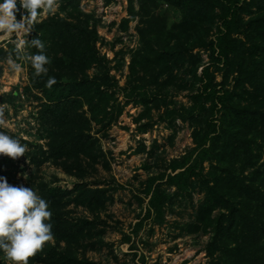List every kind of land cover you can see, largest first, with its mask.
<instances>
[{
  "label": "rangeland",
  "instance_id": "rangeland-1",
  "mask_svg": "<svg viewBox=\"0 0 264 264\" xmlns=\"http://www.w3.org/2000/svg\"><path fill=\"white\" fill-rule=\"evenodd\" d=\"M76 1L97 31V47L106 60L104 67L117 82L114 110L91 122L94 151L91 157L84 156L74 162L78 168L72 173L49 158L48 145L55 132L51 121L42 113L45 99L39 89L40 75L34 73L30 61L37 49L29 41L38 37L43 44L47 43L34 31V26L69 12L65 9L67 0H52V8L40 12L30 31L19 35L0 33V132L27 146L24 156L15 160L2 157L0 176L11 185L31 188L47 204L48 200L57 199L58 208L69 221H90L84 227L85 237L78 243L67 245L53 237L47 241L61 250H69L79 259L94 264L219 263V252L208 255L215 232L211 227L205 231L197 219L199 210L207 209V194L200 181L194 179L184 191L166 186L165 181L154 183L153 189L165 193L163 218L160 223L153 215L147 216L150 178L169 173L173 160L195 147L197 124L192 121L207 115V111L200 112L202 99L198 102L195 98L201 65L211 63L207 48L192 52L203 62L196 67L195 74L190 73L195 60L175 65L170 62L167 72L163 61L154 68L147 66L141 59L152 54L139 52L148 47L151 36L142 42L140 32L147 25L139 14V0ZM159 8L160 18L167 22L169 30L180 22L181 15L174 7L162 3ZM22 15L27 13L17 4L16 19L19 21ZM44 54L49 61L50 54ZM133 59L141 63L136 73L130 70ZM14 64H19L20 69L16 70ZM45 67L49 68L48 63ZM211 68L214 70L215 66L212 64ZM220 69L216 74L218 83L227 73V68ZM160 71L163 72L159 75ZM95 72V68L90 69L89 76ZM233 80L234 75L227 76L226 86L230 90ZM226 115L222 111L218 118L223 121ZM249 155L252 159L238 158L240 164L235 168L238 177L248 176L252 169L264 173V145L253 144ZM67 164L71 165L72 161ZM205 167L206 172L222 168L217 161ZM243 168L246 170L240 175ZM220 213L226 211L214 210L211 219ZM0 264H12L3 252H0Z\"/></svg>",
  "mask_w": 264,
  "mask_h": 264
},
{
  "label": "trees",
  "instance_id": "trees-1",
  "mask_svg": "<svg viewBox=\"0 0 264 264\" xmlns=\"http://www.w3.org/2000/svg\"><path fill=\"white\" fill-rule=\"evenodd\" d=\"M162 3L174 7L181 15L180 22L170 30L160 18ZM77 4L76 0H67L65 9L69 12L64 17H51L34 26V31L47 42L36 53L50 54L48 71L39 76V89L45 99L42 113L55 132L50 137L48 155L68 173L78 168L73 164L81 157H91L95 147L91 122L111 114L118 86L104 67L106 60L97 47L98 33ZM139 4L142 23L147 25L140 32L142 42L151 36L148 47L141 48L139 53L152 54L141 59L142 64L154 68L163 61L167 72L170 62L175 65L195 60L194 68L190 69L195 74L196 67L203 62L199 55L192 54L194 49L207 48L211 60L201 65L195 97L198 102L202 99L200 112L207 111L206 116L192 121L197 124L195 147L173 160L169 173L150 178L147 216L153 215L160 223L163 218L165 193L153 189L154 183L165 181L166 186L184 191L194 179L200 181L206 190L207 209L202 207L197 219L205 231L211 227L215 232L208 255L219 252L217 264H264V173L252 169L241 178L235 172L239 157L252 159L249 155L252 145H264V0H139ZM247 8L252 11L248 13ZM138 66L141 63L133 59L130 70L136 73ZM92 68L96 72L89 76ZM220 68H227V73L218 83L216 74ZM226 75H234L232 90L226 86ZM50 76L55 77L56 83L47 87ZM222 111L227 114L223 121L218 118ZM69 161L71 165L67 164ZM214 161L222 168L206 172L205 165ZM58 203L57 199L48 200L52 237L67 245L78 243L85 237L84 227L90 221H69ZM216 209H224L226 213L211 219ZM28 264L94 263L45 242Z\"/></svg>",
  "mask_w": 264,
  "mask_h": 264
},
{
  "label": "clouds",
  "instance_id": "clouds-1",
  "mask_svg": "<svg viewBox=\"0 0 264 264\" xmlns=\"http://www.w3.org/2000/svg\"><path fill=\"white\" fill-rule=\"evenodd\" d=\"M17 4L27 13L16 19ZM52 0H0V33L7 35L30 31L33 22L43 9H51ZM38 50L44 44L38 37L29 41ZM17 43V48H19ZM31 66L36 75L47 73V56L43 51L30 56ZM16 70L19 64L13 65ZM56 83L55 77H48L46 86ZM26 145L4 132H0V155L15 160L24 156ZM51 216L47 202L36 195L31 188L23 185H11L4 176H0V252L12 264H28L34 256L52 238Z\"/></svg>",
  "mask_w": 264,
  "mask_h": 264
}]
</instances>
